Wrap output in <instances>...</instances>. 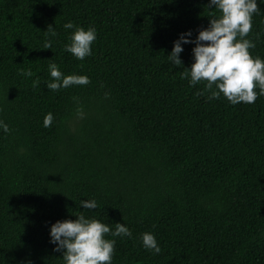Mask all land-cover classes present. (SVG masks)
Returning a JSON list of instances; mask_svg holds the SVG:
<instances>
[{"label": "trees", "instance_id": "obj_1", "mask_svg": "<svg viewBox=\"0 0 264 264\" xmlns=\"http://www.w3.org/2000/svg\"><path fill=\"white\" fill-rule=\"evenodd\" d=\"M256 2L243 39L264 62ZM208 4L0 0V121L10 129L0 127V264H65L50 228L81 213L131 231L105 234L116 241L109 264H264V95L257 84L254 103L233 105L211 98L206 81L181 78L194 43L181 45L182 67L168 59L181 34L194 41L210 12L219 16ZM69 22L96 29L83 60L65 50ZM50 63L90 83L50 91ZM144 233L159 254L143 246Z\"/></svg>", "mask_w": 264, "mask_h": 264}, {"label": "clouds", "instance_id": "obj_2", "mask_svg": "<svg viewBox=\"0 0 264 264\" xmlns=\"http://www.w3.org/2000/svg\"><path fill=\"white\" fill-rule=\"evenodd\" d=\"M219 12L217 17L210 12L211 19L206 29L199 31L194 41L186 39L191 32L181 34L177 41H174L172 51L168 59L177 67H182L179 58L183 51L182 44L194 43L192 49L194 63L189 68H184L181 78L190 76V84L206 81L205 88L211 92V98H219L223 94L233 105L244 102L254 103L257 99L255 88L257 84L260 94L264 95V62L260 58H253L249 54L250 48L255 44L243 39L252 30V16L259 14L256 0H209L207 6ZM66 29H73L72 22L64 25ZM53 26L49 25L46 35L55 36ZM241 40L237 42V35ZM96 39V29L89 27L87 30L75 27L70 37V44L65 45V50L76 58L83 60L91 54L90 45ZM208 42L203 44L201 42ZM52 41L47 40L43 49H51ZM51 82L46 87L50 91H59L61 88L70 86H86L90 83L87 76L68 75L64 76L58 70L55 63L49 64ZM20 74L31 77V69H20ZM219 82V83H217ZM39 85V78L33 81V86ZM215 85V90L213 86ZM107 95V94H106ZM78 114L83 116L81 109ZM54 117L48 113L44 117V127H50ZM0 127L5 133L10 129L7 124L0 121ZM80 204L84 209L93 210L97 208L95 200H81ZM105 234L114 237H131V231L123 224L116 223L115 230L97 220L86 219L81 213L75 221H57L50 228V243L56 245L54 251H62L65 264H109L114 253L116 241L106 240ZM142 243L146 249L155 254L161 252V248L151 233L142 234Z\"/></svg>", "mask_w": 264, "mask_h": 264}]
</instances>
